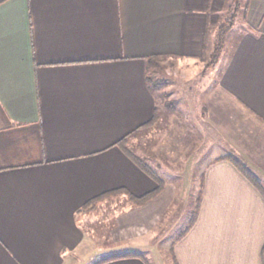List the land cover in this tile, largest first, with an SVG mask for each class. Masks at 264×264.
Segmentation results:
<instances>
[{
  "label": "crops",
  "instance_id": "1",
  "mask_svg": "<svg viewBox=\"0 0 264 264\" xmlns=\"http://www.w3.org/2000/svg\"><path fill=\"white\" fill-rule=\"evenodd\" d=\"M226 2L0 0V264H78L76 254L89 264H154L141 251L163 246L161 220L180 197L167 232L200 190L197 219L174 245L178 263L264 264V193L228 157L264 187V0L243 10L218 81L198 96L194 128L177 123L184 143L157 147L151 125L141 127L159 110L149 57L209 56ZM126 134L164 180L142 204L129 193L157 180L118 143ZM172 241L160 243L167 251ZM107 250L116 252L96 257Z\"/></svg>",
  "mask_w": 264,
  "mask_h": 264
},
{
  "label": "rangeland",
  "instance_id": "2",
  "mask_svg": "<svg viewBox=\"0 0 264 264\" xmlns=\"http://www.w3.org/2000/svg\"><path fill=\"white\" fill-rule=\"evenodd\" d=\"M245 1L246 0H227L226 2V10L224 11V13H222L224 15L222 24L228 26V28L223 48L220 52H218V56L214 57L212 55L213 53H211L209 56L201 59L198 62H190L166 56L160 57L154 61L153 65L151 66V73L153 76V85L156 87V93L158 96L159 110L156 123H153L147 130L152 131V134L154 135V137L152 136V139L155 140V144L157 147L165 146L170 148L171 146H180L182 143H184L185 138H181L182 136L179 133L180 125L177 124L179 123V120L188 119V124L191 127L193 126L194 128L197 119L196 115L198 96L200 93L202 94L203 84L207 85L210 83L208 87H211L212 82L216 83L218 81L223 67L222 62L221 64L218 63L219 58L221 56L224 57V55H227L229 49L233 45V41L237 36L236 33L239 31L242 24L244 13L243 5H245ZM207 90L208 89H206V91ZM171 111L174 112L173 116L170 115ZM175 117L177 120L176 124L174 123L173 119ZM168 119H171V127L169 131L165 129V123H168ZM189 140L190 143H194L196 141V138H190ZM141 155L144 156L143 153ZM170 155H172V157L176 156V154L171 153ZM156 159L158 162H162L163 164H165L170 158L166 157L165 154L159 152ZM163 164L159 163L161 167H164ZM197 177L200 179L199 173ZM198 187L200 188V185H198ZM178 198L179 201L174 203L171 211L167 213V216L163 218L158 225L157 236H159V238L162 240H165L167 238L171 241L174 240L178 233L185 229L190 220L191 211L185 210L183 212V216L179 217L178 220H172V226L167 229V232L164 231V227L169 223V221L175 218L174 215L176 213V207L180 204H185L180 202V197ZM117 204L119 206L121 205V203ZM190 204H192V202H189V205ZM113 213L114 211H109L108 218L104 220L106 226L105 228H103V231L105 232V234H107V232L114 225V217H112ZM102 235L95 232V236L99 237L98 239L103 238L104 240V237H101ZM162 240H160V242H162ZM160 242L158 245L163 246L158 250H154V253L143 250L141 252L148 256L154 264H173L169 249L171 247L170 243V247L166 251V249H164V243ZM115 252L116 251L114 250L103 251L96 257L106 256L107 253L111 254ZM76 258L79 261L78 264H89V261H91H87L89 257L84 262L83 260L81 261V259H84L81 254H76Z\"/></svg>",
  "mask_w": 264,
  "mask_h": 264
},
{
  "label": "trees",
  "instance_id": "3",
  "mask_svg": "<svg viewBox=\"0 0 264 264\" xmlns=\"http://www.w3.org/2000/svg\"><path fill=\"white\" fill-rule=\"evenodd\" d=\"M249 0L245 1V5H244V11L248 5ZM238 6V5H237ZM236 6V7H237ZM235 16V15H232ZM227 28L228 26H225L224 24H221L215 39V43H214V51H213V56H218V52L221 51V49L223 48L224 42H225V36L227 33ZM163 55H153L151 57H149V65H148V81L153 84V76L151 73V66L153 65L154 61L157 60L158 58L162 57ZM158 119V113L157 110L154 113V116L146 121L145 123H143L141 125L142 128H146L149 127L150 125H152L153 123H155V121ZM129 135V134H128ZM128 135L126 134L123 138H121L118 143L125 149V151L138 163L141 164L142 168L149 173L150 175H152L156 180H157V186L152 189L151 191H148L146 193L137 195V194H133V193H129V199L131 204H142L147 202L148 200L152 199L155 195H157L164 187V180L154 171L152 170L147 164H145L143 162V160L141 159L140 156H138L137 154H135L132 150H130L127 146V139H128ZM228 157L234 161L240 168L241 170L252 180L254 181V183L262 190V192L264 193V187L263 185L260 183V181L258 180V177L256 176V174L243 162L241 161L239 158L235 157L234 155H228ZM203 184H201L202 187ZM115 192L113 191H109L108 193H102L101 195H98L96 197H94L91 201H89L87 204H91L92 206H96L97 201L102 198L103 196L107 195V194H111ZM201 190L199 192V196L196 200V203L194 205V207L192 208L191 211V216H190V220L187 224V226L185 227V229H183L178 236L176 237V239L171 243V247H170V253H171V257L173 260V264H179L177 257L175 255V251H174V245L176 240H178L181 236H183L195 223L197 216H198V212H199V208H200V203H201ZM125 255H141L143 256L147 262H149V259L142 253L140 252H126L124 253ZM263 254H264V249H263ZM107 258H104L102 260H100L99 262L105 260Z\"/></svg>",
  "mask_w": 264,
  "mask_h": 264
}]
</instances>
